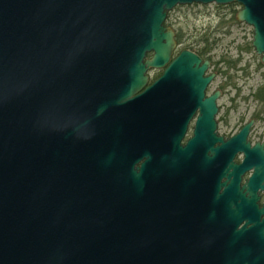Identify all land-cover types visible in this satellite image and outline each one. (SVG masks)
Returning <instances> with one entry per match:
<instances>
[{
	"label": "water",
	"instance_id": "1",
	"mask_svg": "<svg viewBox=\"0 0 264 264\" xmlns=\"http://www.w3.org/2000/svg\"><path fill=\"white\" fill-rule=\"evenodd\" d=\"M235 3L264 63V0H0V264H197L159 224L198 109L185 151L213 209L258 224L264 150L244 144L253 122L216 146L210 62L174 56L165 25L178 6ZM151 69L163 72L150 83ZM237 149L256 165L249 197L234 184L221 193ZM261 230L229 239L259 242L264 257Z\"/></svg>",
	"mask_w": 264,
	"mask_h": 264
},
{
	"label": "flooded vegetation",
	"instance_id": "2",
	"mask_svg": "<svg viewBox=\"0 0 264 264\" xmlns=\"http://www.w3.org/2000/svg\"><path fill=\"white\" fill-rule=\"evenodd\" d=\"M207 50L208 48H201L191 51L202 59V64L206 61L210 62L206 76L214 75V79L205 90L204 99L213 96L216 92L221 93L218 101L219 110L216 115V132L223 140L217 142L216 146L228 147L230 140L240 134L247 124L253 122L244 144L250 149L259 146L264 150V95L256 92L252 96V105L246 104V108L222 109L219 103L224 96L239 97L245 95L241 92L228 93V74L224 70L228 63L226 61H213L209 56L210 51L207 52ZM149 78L150 83L154 81L150 75ZM218 79H220L219 82ZM232 101H235V97L232 98ZM199 113L200 109L195 112L188 124L186 135L179 144L172 192L161 195L160 210L162 217L159 224L162 233L161 238L172 239L178 245L179 252H188L187 254L191 255L197 264H264V257L259 256L257 252L260 249L259 242L245 240V238L229 239L232 234L239 235L244 233V229H250L255 225L263 227V231H261L264 236V215L261 216L258 224L248 220H220L221 214L212 207L207 179L202 174L197 173L191 157L185 151L186 148L193 145L189 138L193 135ZM229 153L227 149V160ZM144 161L145 159L137 163L134 169L138 171ZM245 161L246 151L237 149L233 153L232 165L230 166L226 162L221 193H224L234 184L242 194L247 197L250 196L249 181L255 177L256 165H250ZM257 195L259 197L258 207L262 209L264 191L259 188ZM242 252L247 253L243 256Z\"/></svg>",
	"mask_w": 264,
	"mask_h": 264
},
{
	"label": "rangeland",
	"instance_id": "3",
	"mask_svg": "<svg viewBox=\"0 0 264 264\" xmlns=\"http://www.w3.org/2000/svg\"><path fill=\"white\" fill-rule=\"evenodd\" d=\"M242 8L237 3L178 6L168 13L165 24L177 32L174 56L183 50L208 48L213 61L228 63L224 69L228 74V93L241 92L245 96H224L219 103L224 110L252 105V96L264 89V63L253 47V27L237 20ZM151 57L152 54L148 56ZM149 71L154 80L162 74V70Z\"/></svg>",
	"mask_w": 264,
	"mask_h": 264
},
{
	"label": "trees",
	"instance_id": "4",
	"mask_svg": "<svg viewBox=\"0 0 264 264\" xmlns=\"http://www.w3.org/2000/svg\"><path fill=\"white\" fill-rule=\"evenodd\" d=\"M260 93L264 95V89H261L260 90Z\"/></svg>",
	"mask_w": 264,
	"mask_h": 264
}]
</instances>
